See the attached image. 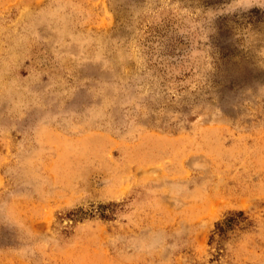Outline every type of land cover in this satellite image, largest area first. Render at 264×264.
I'll list each match as a JSON object with an SVG mask.
<instances>
[{
  "label": "rangeland",
  "instance_id": "obj_1",
  "mask_svg": "<svg viewBox=\"0 0 264 264\" xmlns=\"http://www.w3.org/2000/svg\"><path fill=\"white\" fill-rule=\"evenodd\" d=\"M0 264H264V7L0 0Z\"/></svg>",
  "mask_w": 264,
  "mask_h": 264
},
{
  "label": "trees",
  "instance_id": "obj_2",
  "mask_svg": "<svg viewBox=\"0 0 264 264\" xmlns=\"http://www.w3.org/2000/svg\"><path fill=\"white\" fill-rule=\"evenodd\" d=\"M244 213V211H242V210H239V211H237V212H234V214H237V215H242ZM233 214V213H232ZM234 217H233V215H228V218H227V220L228 219H233ZM217 227H218V229L220 230V231H223L225 228H224V225H223V223H222V221H219V222H217ZM213 237H214V235L212 234V236H211V239H213Z\"/></svg>",
  "mask_w": 264,
  "mask_h": 264
},
{
  "label": "clouds",
  "instance_id": "obj_3",
  "mask_svg": "<svg viewBox=\"0 0 264 264\" xmlns=\"http://www.w3.org/2000/svg\"><path fill=\"white\" fill-rule=\"evenodd\" d=\"M249 3L254 6L264 7V0H249Z\"/></svg>",
  "mask_w": 264,
  "mask_h": 264
}]
</instances>
